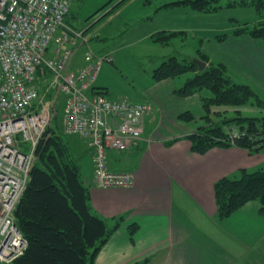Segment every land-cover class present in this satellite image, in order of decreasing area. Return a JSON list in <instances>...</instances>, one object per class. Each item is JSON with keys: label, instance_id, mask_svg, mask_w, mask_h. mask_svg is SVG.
I'll return each instance as SVG.
<instances>
[{"label": "crops", "instance_id": "obj_1", "mask_svg": "<svg viewBox=\"0 0 264 264\" xmlns=\"http://www.w3.org/2000/svg\"><path fill=\"white\" fill-rule=\"evenodd\" d=\"M173 1L178 0H125L100 17L108 23L116 21L118 28L105 32L109 26L102 27L90 38L91 47H98V53L93 49L98 57L112 58L101 65L95 86L107 94L155 105L144 117L142 139L127 150L108 151L112 171L134 173L131 188L98 187L92 151L78 134L68 133L78 136L66 142L89 191L91 211L111 230L94 264H261L264 217L259 213L260 203L250 201L220 221L214 185L223 177H240L242 169L263 168L257 166L264 161V152L251 154L236 146L213 147L204 154L194 151L187 136L203 125L202 92L177 95L176 90L184 85L181 78L153 80L148 71L157 67V61L142 65L144 59L128 50L154 43L169 46L175 39L193 36V58L205 54L243 82L264 88V41L234 32V26L256 18L255 10L239 6L215 13L188 6L160 9ZM224 30L228 31L221 36ZM160 32L173 35L163 43L154 38ZM108 39L116 41L106 46ZM81 46L82 52L72 58V69L84 63L87 45ZM167 58L163 56L161 63ZM45 74L43 68L40 77ZM186 111L195 118L182 119Z\"/></svg>", "mask_w": 264, "mask_h": 264}, {"label": "built area", "instance_id": "obj_2", "mask_svg": "<svg viewBox=\"0 0 264 264\" xmlns=\"http://www.w3.org/2000/svg\"><path fill=\"white\" fill-rule=\"evenodd\" d=\"M74 0H0V262L11 263L28 246L15 212L29 180L35 150L51 108L44 95L57 87L64 97L62 126L78 134L94 157L100 188H131L132 172L112 171L108 151L127 150L143 138L152 101L110 95L95 86L110 56L98 57L86 29L65 21ZM54 44L53 49L52 44ZM84 63L70 68L81 45ZM46 70L44 80L40 73ZM41 86L44 91L41 90ZM52 81V83L50 82Z\"/></svg>", "mask_w": 264, "mask_h": 264}, {"label": "trees", "instance_id": "obj_3", "mask_svg": "<svg viewBox=\"0 0 264 264\" xmlns=\"http://www.w3.org/2000/svg\"><path fill=\"white\" fill-rule=\"evenodd\" d=\"M124 1L120 0L108 14ZM219 2L220 0H178L164 4L160 9L188 6L210 13L223 8ZM233 6L253 7L259 15L255 24L236 31L235 34H247L264 41V0H233L225 7ZM68 16L69 14L65 21L76 27ZM172 35L158 33L154 38L167 43ZM199 57L206 62L209 60L205 54H200ZM186 60L189 59L182 60L179 56L172 55L154 68L151 76L159 82L197 69L195 75L176 90L177 95L189 96L204 89L212 93V96H201L205 125L187 136L192 142V149L204 154L213 147L236 146L251 154L264 152V116L238 115L227 119L221 118V114H215L219 120L212 118V106H238L246 104L253 97L264 107V100L258 97L255 89L250 84L235 81L223 63H209L201 71L193 62V57L188 62ZM180 117L184 120L195 118L188 111ZM240 173L238 178L223 177L214 185L217 218L220 221L227 219L250 201L260 203L259 213L264 217V168L253 171L242 169ZM15 216L28 246L22 256L9 264H94L96 254L111 234L105 221L92 213L90 194L82 182L78 161L66 140L53 127L47 128L37 145L35 161Z\"/></svg>", "mask_w": 264, "mask_h": 264}, {"label": "rangeland", "instance_id": "obj_4", "mask_svg": "<svg viewBox=\"0 0 264 264\" xmlns=\"http://www.w3.org/2000/svg\"><path fill=\"white\" fill-rule=\"evenodd\" d=\"M97 1L98 0H74V3L71 7V11H70L69 16H68V19L76 27H81L82 29H86L87 34L91 35V38L93 37L92 35L95 36L96 34H98L99 30H102V27L109 26V28L105 32H107V31L112 32L113 30L117 29L119 26V25L117 26L118 23H116V21H114L113 23H108L107 21H105L106 17L100 19V17L107 10L110 11V9H112L113 6L118 3V1L117 0H99L98 2ZM232 2H233V0H220L219 4L224 8L228 4H231ZM234 7H238V6H233V8ZM239 7H241V6H239ZM242 7H250V6H242ZM228 8H232V7H228ZM251 8H253V7H251ZM254 10H255V8H254ZM215 12H218V10L214 11V12H210V13H215ZM255 13H256V18L254 20H252V21L247 20V21L239 24L238 26H234L235 28H237L236 30H234V32L242 30V29L243 30L247 29V27H251L253 24H255L259 20V15H258L256 10H255ZM81 15L84 18V20H81V18H80ZM98 19H100V20H98ZM227 31L228 30H226L225 32H220V33H222L221 36H224V34H226ZM160 33L165 34V32H160ZM114 41H116V40H114ZM114 41L111 42L110 39L106 40V42H107L106 46H108L109 44L113 45ZM194 42H195V40H194L193 36H189L188 38L175 39L172 41V43H170L169 46H163L161 44L154 43L155 45H153V46L138 45V46L128 48V50L133 51L134 53H137V55L141 56V58L144 59L145 63H141L142 65L146 64L148 66V65H151L152 63L157 61L156 65L159 66L163 56L169 57V55H171L172 53L179 56L182 60H185V59L190 60V58H192V56L195 55V51L193 50V47H192ZM54 44L55 43L52 44L51 49H53ZM116 45H118V44H116ZM96 48H98V47L96 45L92 44V49H94L98 53ZM79 51L82 52V46H80L76 50L75 53L77 54ZM156 57H160V60H158V58H156ZM197 57L200 58L199 56H197ZM209 61L210 60H208L207 62L211 63V64H216L212 61H210V62ZM141 68H142V70H144V67H141ZM152 70L153 69H151V71H148V75L151 78H152V76H151ZM196 71H197V69H196ZM196 71H189V72L185 73L184 75L179 77V78H181L179 80H182L183 83H185V81H187L189 78H191L195 75ZM229 72L235 81H237L239 83H246V82H243L245 80H243V78L241 76H239L238 74L234 75L231 71H229ZM41 77H43L42 78L43 80H44V77L47 78L44 75ZM50 82L52 83V81H50ZM248 83H249V81L247 82V84ZM250 83H252V82H250ZM252 85L251 86L257 92L258 97L261 100H264V90H262L264 88L263 87H261V88L256 87L254 84H252ZM201 94L205 95V96H212V93L207 89H204ZM110 95H113V94H110ZM43 101L48 102L50 104V108H51V119H50V123H49L48 127H51V128L53 127L57 131V133L60 134L68 142L73 141L74 139H78L77 135H70V134L66 133L65 130L63 129L62 111H63L64 97L61 95L59 89L57 87L53 86L51 88V90L44 95ZM180 104H183V101H181ZM183 107H185V106H183ZM199 107H201V106H199ZM201 108H203V106ZM211 111H212L213 120H219V118L215 114H221L222 115L221 118L225 117L227 119L236 117L238 115L242 116V117L243 116H247V117L264 116V107H261L255 101L254 97L251 100H249V102H247L246 104H242V105H238V106H235V105L212 106ZM195 112L197 113L196 110H195ZM202 115L203 116L205 115L204 109H202ZM197 118L199 121V119H200L199 115H197ZM201 119H203V117H201ZM199 123H201V122L199 121ZM203 125H205V121L203 122ZM257 167H263L264 168V161ZM253 169H255V167ZM253 169H250V170L253 171ZM238 174L239 173H237V175ZM0 263L1 264H8V263H2V262H0ZM261 264H264V255L263 254H261Z\"/></svg>", "mask_w": 264, "mask_h": 264}, {"label": "water", "instance_id": "obj_5", "mask_svg": "<svg viewBox=\"0 0 264 264\" xmlns=\"http://www.w3.org/2000/svg\"><path fill=\"white\" fill-rule=\"evenodd\" d=\"M193 62L198 65V68L201 71L204 70L207 66V62L197 57L193 58Z\"/></svg>", "mask_w": 264, "mask_h": 264}]
</instances>
